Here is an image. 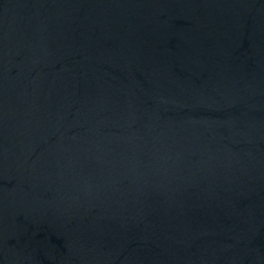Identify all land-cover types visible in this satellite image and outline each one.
Listing matches in <instances>:
<instances>
[{"label": "water", "instance_id": "water-1", "mask_svg": "<svg viewBox=\"0 0 264 264\" xmlns=\"http://www.w3.org/2000/svg\"><path fill=\"white\" fill-rule=\"evenodd\" d=\"M0 264H264V0H0Z\"/></svg>", "mask_w": 264, "mask_h": 264}]
</instances>
